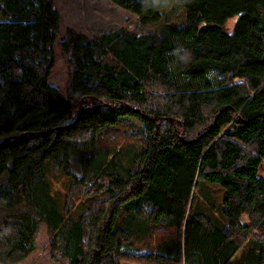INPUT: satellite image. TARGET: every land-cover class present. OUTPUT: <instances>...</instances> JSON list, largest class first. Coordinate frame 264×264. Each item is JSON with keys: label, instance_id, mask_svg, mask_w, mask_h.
Here are the masks:
<instances>
[{"label": "trees", "instance_id": "1", "mask_svg": "<svg viewBox=\"0 0 264 264\" xmlns=\"http://www.w3.org/2000/svg\"><path fill=\"white\" fill-rule=\"evenodd\" d=\"M109 1L141 26L175 4L185 18L67 29L63 96L54 0H0V264L29 257L40 224L56 264H222L245 242L264 264V0ZM123 117L142 124L129 167L99 144ZM50 172L73 179L60 204Z\"/></svg>", "mask_w": 264, "mask_h": 264}, {"label": "rangeland", "instance_id": "2", "mask_svg": "<svg viewBox=\"0 0 264 264\" xmlns=\"http://www.w3.org/2000/svg\"><path fill=\"white\" fill-rule=\"evenodd\" d=\"M54 3L60 14V34L55 44L54 65L49 78V83L60 90L65 96V86L67 80V67L61 57L58 48V42L62 40L67 29H73L76 32L83 33L91 38L99 37L102 34L110 33L116 29H123L137 35L159 31L167 24L180 25L185 18V10L180 5H172L164 9L158 22L147 26H141L138 16L128 12L109 0H54ZM233 21L227 24L231 28ZM143 143L142 124L136 119L123 117L117 124L102 130L99 136V144L104 149H112L121 154V160L129 167L131 164L132 154L140 151ZM260 177L264 178V163L259 167ZM51 184V193L56 201L60 204L67 192L68 184L73 179L64 178V176L50 172L48 174ZM215 189V191H214ZM218 189V190H217ZM205 192L213 199L216 204L223 195V189L217 185H208ZM100 198L104 195L99 196ZM94 198H82L75 202L73 208V217L80 218L85 213ZM206 201L200 199V204L206 207ZM210 211V208H208ZM212 210V208H211ZM214 210V209H213ZM214 212V211H213ZM217 217V212L213 213ZM246 244V243H245ZM251 245V244H249ZM5 249V244L0 242V253ZM2 261V259H1ZM5 264H56L50 256V248L48 244V235L45 224H40L35 236L34 252L21 262H17L16 257L10 258ZM128 264V263H125Z\"/></svg>", "mask_w": 264, "mask_h": 264}, {"label": "crops", "instance_id": "3", "mask_svg": "<svg viewBox=\"0 0 264 264\" xmlns=\"http://www.w3.org/2000/svg\"><path fill=\"white\" fill-rule=\"evenodd\" d=\"M245 243L237 251L235 250L232 256L227 257L222 264H257L252 246L248 242Z\"/></svg>", "mask_w": 264, "mask_h": 264}]
</instances>
